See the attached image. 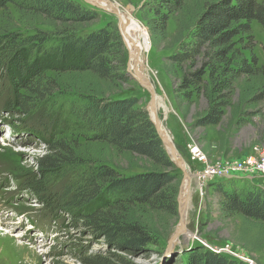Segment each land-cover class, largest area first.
Segmentation results:
<instances>
[{
    "label": "rangeland",
    "instance_id": "rangeland-1",
    "mask_svg": "<svg viewBox=\"0 0 264 264\" xmlns=\"http://www.w3.org/2000/svg\"><path fill=\"white\" fill-rule=\"evenodd\" d=\"M72 1L93 10L97 17L82 25L63 27L53 18L7 4L0 9V36L13 34L16 44L44 42L41 46L46 51L58 45L61 34L67 30L85 35L106 27L112 28L117 30L121 43V54L113 50L111 58L113 68L118 67L117 62H120V70L114 73L124 71L130 80H100L88 73L69 72L58 63L53 68L56 71H48L46 76L61 86L60 90L44 99L38 110H31L25 115L20 114L17 108L13 111L5 109L7 97L12 98V89L7 86V80L0 85V264H90V257L101 258L105 264H186L185 258L195 248L222 251L227 257L241 262L248 260L252 264H264V222L241 216L222 218L218 214L220 194L215 191V186L225 188L230 181L239 185L243 184L240 183L242 181L195 179L205 166L202 162L193 161L187 148L190 144L197 145L205 154L207 165L218 172L233 169L247 158L264 154V29L252 22L251 38L234 47L235 57L223 67L229 71H225L224 76H220V71L216 76V83L222 79L228 82V88L220 93L207 91L204 94L205 87L199 95L190 96L191 90L180 91L181 73L177 65L169 60L181 49V43L187 41L197 17L220 0H187L172 12L157 0H109L111 4L129 10L132 18L148 35L150 49L143 55L145 68L150 84L169 108L168 114L160 110L158 117L161 126L170 135L177 154L192 174V192L186 205L189 211L184 228L190 231L176 235L183 211L182 187L187 177L176 166L179 185L174 215L130 204H123L114 211L120 218L124 216L145 224L150 243L139 249L111 244L106 237L91 233L92 229H88L85 223L72 221L64 211L52 212L29 191L28 182L37 172V161L49 154L50 140L47 137L51 132L71 143L75 156L72 161L77 163L64 165L45 178L51 196L60 197L68 190L76 189L77 183L90 170L101 166L113 168L121 177L154 170L151 163L144 159L117 153L106 144L90 142L88 139L92 134L88 129L69 116V101H76V93L84 91L89 97L137 99L154 127L156 125L148 109L150 92L129 72V53L119 32L117 17L86 2L92 0ZM156 13L168 19L164 33L154 27L161 22L154 20L159 18ZM7 48L3 47L0 52L2 61L11 55L10 47ZM21 48L25 52L27 49L32 51L28 58H42L41 52L31 46ZM244 65L251 69L250 73H239ZM188 67L187 64L183 66ZM221 103L224 104L223 116L217 125L196 126V122L211 107ZM162 144L171 160L167 147ZM243 182L261 189L259 185H264V178L256 176L253 182ZM20 220L22 223H18ZM170 239L175 244L176 253L164 256Z\"/></svg>",
    "mask_w": 264,
    "mask_h": 264
},
{
    "label": "trees",
    "instance_id": "trees-1",
    "mask_svg": "<svg viewBox=\"0 0 264 264\" xmlns=\"http://www.w3.org/2000/svg\"><path fill=\"white\" fill-rule=\"evenodd\" d=\"M185 1L157 0L171 12ZM7 4L53 18L63 27L82 25L97 17L93 10L72 0H23L21 3L0 0V9ZM156 16L159 14L156 13ZM157 19L161 22L154 27L164 33L168 19L164 15L154 20ZM252 22L264 29V0H220L201 13L191 26L187 41L182 42L181 49L169 58L181 73L179 90H191L192 96L201 94L203 87L206 88L204 94L207 91L220 93L228 88V82L224 79L216 83V76L220 71V76L229 71L223 67L228 66L235 57L234 47L244 39L251 38ZM16 43L13 34L0 36V52L3 47L8 50L7 46L11 52L4 61L0 58V85L7 80V86L12 89V98L8 96L5 102L7 111L17 108L20 114L25 115L31 110H38L44 99L59 91L61 86L46 76L48 71H56L53 68L58 63L69 72L88 73L100 80H130L124 71L114 73L120 70V62H117L118 67L113 68L111 58L113 50L121 54V43L117 30L109 27L85 35L67 30L61 34L58 45L46 51L41 46L44 42ZM22 46L39 50L42 58H28L32 51L27 49L25 52ZM248 50L251 51V48ZM199 62L201 64L197 67ZM185 64L189 67L183 68ZM250 71L246 65L239 69L241 74ZM76 94L78 102L69 101L68 113L92 134L88 139L90 142L106 144L117 153L144 159L151 163L154 170L121 177L113 168L101 166L90 170L77 183L76 189L72 188L60 197L51 196L45 178L64 165L77 164L72 161L75 156L71 143L51 132L47 137L50 140L49 154L37 161V172L27 188L52 212L64 211L72 221L85 223L88 229H92L91 233L106 237L111 244L115 243L121 248L144 247L150 243L145 224L124 216L120 218L114 211L123 204H130L144 206L152 212L174 215L179 171L166 154L151 119L137 99L89 97L84 91ZM223 109V103L211 107L196 122V126L217 125L222 119ZM45 116L48 118V115ZM240 183L243 184L230 181L225 185L228 187L215 186V191L220 194L218 214L222 218L241 216L264 222V191L252 184ZM185 261L186 264H246L202 248L190 251ZM88 262L105 264V260L98 257H90Z\"/></svg>",
    "mask_w": 264,
    "mask_h": 264
},
{
    "label": "bare ground",
    "instance_id": "bare-ground-1",
    "mask_svg": "<svg viewBox=\"0 0 264 264\" xmlns=\"http://www.w3.org/2000/svg\"><path fill=\"white\" fill-rule=\"evenodd\" d=\"M89 3L91 2L92 4H95L98 6L97 8H105L106 11H118V18L120 20V30L122 34V38L124 41V44L128 50L129 53V72L131 75L134 76H140L142 81V86L146 89H148L151 94L154 95V103L155 106L153 110L150 111V116L153 119L154 123L158 126V130L160 135L163 137L165 141V146L170 147L171 145L173 146L172 139L170 135L163 129L161 126V122L159 120L158 114L160 110H164L166 114H168L169 108L164 105V102L162 99L156 94L153 85L150 84V77L149 74L145 68L144 60H143V55L149 51L150 49V43L148 41V35L145 32V30L132 18L131 13L129 10H124L119 8L116 5L111 4L109 0H92L88 1ZM91 5V4H90ZM94 6V5H92ZM95 6V7H96ZM141 85V84H140ZM163 112V113H164ZM164 113V114H165ZM175 149V148H174ZM170 156L173 158H177L180 160V165L184 171L185 174V180L183 182V187H182V194H181V206H182V214H181V222L177 228L179 231L180 235L184 233L183 231H186L184 228H186V216L188 214V209L186 207L189 199H190V194L192 192V174L190 173V170L179 155L177 154L176 150L173 152L169 151ZM19 218V217H18ZM18 223H22L21 220ZM188 231V229H187ZM186 231V232H187ZM190 231V229H189ZM188 231V232H189ZM178 232L176 233L179 234ZM174 237V236H173Z\"/></svg>",
    "mask_w": 264,
    "mask_h": 264
},
{
    "label": "built area",
    "instance_id": "built-area-1",
    "mask_svg": "<svg viewBox=\"0 0 264 264\" xmlns=\"http://www.w3.org/2000/svg\"><path fill=\"white\" fill-rule=\"evenodd\" d=\"M191 158L193 161L202 162L205 166V169L199 175H196L195 179L202 180L207 178H216V179H238L246 182H253L256 176L260 178H264V154L258 155L254 158H247L245 162L241 163L239 166L234 167L233 169H229L227 171L218 172V170L207 165V158L205 154L201 151V149L195 145L190 144L187 146ZM264 190V189H263ZM213 251V250H211ZM218 254L225 255L222 251H213ZM226 256V255H225ZM229 257V256H228ZM243 262L247 264H252V262L248 260H244Z\"/></svg>",
    "mask_w": 264,
    "mask_h": 264
},
{
    "label": "water",
    "instance_id": "water-1",
    "mask_svg": "<svg viewBox=\"0 0 264 264\" xmlns=\"http://www.w3.org/2000/svg\"><path fill=\"white\" fill-rule=\"evenodd\" d=\"M86 2L89 3L88 1H86ZM89 4H91V3H89ZM98 9H100V10H102L104 12H108V11L105 10V8H101L100 7ZM108 13H112V14H114L117 17V19H118V29H119V32L121 34V30H120V24L121 23H120V20L118 18V15H119L118 11L117 10L116 11H109ZM121 36H122V34H121ZM133 79L136 80L138 83H140L142 85V81L143 80L141 79L140 76H138V77L134 76ZM150 94H151V92H150ZM154 106H155L154 95L151 94V101H150V104H149V107H148L149 111L153 110ZM155 130H156L160 140L165 144V141H164L163 137L159 133L157 125H155ZM168 150L171 151L172 154H173V152L175 151L174 146L171 145L170 147H168ZM170 157H171V161L174 163V165L184 174V171H183V169H182V167L180 165V160L177 159V158H173L172 156H170ZM259 186L264 189V185H262V186L259 185ZM178 233H179V231H178ZM173 253H176V248H175V244H174L173 240L170 239L169 242H168V249L165 251V253L163 255L167 256V255H171Z\"/></svg>",
    "mask_w": 264,
    "mask_h": 264
},
{
    "label": "crops",
    "instance_id": "crops-1",
    "mask_svg": "<svg viewBox=\"0 0 264 264\" xmlns=\"http://www.w3.org/2000/svg\"><path fill=\"white\" fill-rule=\"evenodd\" d=\"M262 189V188H261Z\"/></svg>",
    "mask_w": 264,
    "mask_h": 264
}]
</instances>
